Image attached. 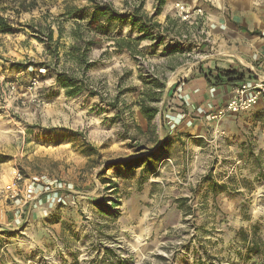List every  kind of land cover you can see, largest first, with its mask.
<instances>
[{"label":"rangeland","instance_id":"rangeland-1","mask_svg":"<svg viewBox=\"0 0 264 264\" xmlns=\"http://www.w3.org/2000/svg\"><path fill=\"white\" fill-rule=\"evenodd\" d=\"M160 1L0 0V17L16 31L0 34V191L19 177L28 197L21 208L1 199L0 264H264V94L249 111L217 123L210 116L220 108L206 105L209 128L199 151L206 169L191 180L171 154L176 123L169 117L175 109L187 112L180 88L217 56L218 43L206 28V1ZM177 4L202 15L183 21ZM95 5L127 18L87 46ZM140 6L142 20L132 26L129 17ZM118 41L132 50L121 51ZM83 49L94 65L86 72L76 60ZM232 61L227 70L244 77L235 89L264 88L259 58L251 67ZM59 74L74 78L81 93L69 96ZM151 81L165 89L161 115L150 126L137 102ZM164 141L162 161L174 166L160 161L146 183L139 181L142 168L101 174L108 163L140 157ZM88 147L95 149L90 157L83 153ZM202 190L206 241L199 235ZM161 191L181 198L170 195L162 210ZM255 227L262 250L247 257L240 231L252 236Z\"/></svg>","mask_w":264,"mask_h":264},{"label":"crops","instance_id":"crops-1","mask_svg":"<svg viewBox=\"0 0 264 264\" xmlns=\"http://www.w3.org/2000/svg\"><path fill=\"white\" fill-rule=\"evenodd\" d=\"M204 1L206 4L202 1L201 4L206 11V28L211 30L214 42L218 43V53L215 58L206 60V63L202 65V72L194 73L182 89L180 88V98L186 104L187 112L181 116L175 109V112L171 113L172 118L169 117L176 123L175 129L173 128L170 133L172 135L170 136L171 154L177 158L178 168L188 171L191 180L199 177L201 170L206 166L205 154L199 152H204L205 137L209 128L206 105L211 104L216 109L224 107L237 85H212L219 71L229 69L228 62L232 60L251 67L253 64L259 65L254 62L257 57L264 65V0ZM197 153L200 155L193 161ZM155 182L160 184L162 181L158 178ZM158 186L156 187L159 188ZM170 195L168 193L165 195L164 191H161L158 196L165 199L161 205L162 210L168 206L165 202ZM177 195L179 192L172 191L171 196H174V199L180 197ZM197 198L203 203L199 217V235L201 240L206 241V191H200ZM172 207L179 212L175 204ZM4 225L0 223V227Z\"/></svg>","mask_w":264,"mask_h":264},{"label":"trees","instance_id":"trees-1","mask_svg":"<svg viewBox=\"0 0 264 264\" xmlns=\"http://www.w3.org/2000/svg\"><path fill=\"white\" fill-rule=\"evenodd\" d=\"M160 4L161 7H163L165 5V0H161ZM141 10L142 6L135 10L132 15H130L129 19L132 26L141 22L142 17H138ZM126 18V16H122L114 12L109 5H95L92 8V11L89 13L88 22L86 25V30L94 35L91 41L87 43V46H92L98 43V41H96L95 39L96 37L107 36L110 33L112 24L123 23ZM15 33L16 31L11 28L8 21L0 17V34L13 35ZM51 38L52 37H50V39ZM142 40H144V38L140 37L134 40L133 43L137 46ZM116 44L121 51H123L124 49H127L128 51L132 50V45L130 42L126 43L125 41H118L116 42ZM75 50V48H72V53ZM86 52L87 49H83V54L76 57V60L78 61L80 66H83V72L90 70L94 66L93 63H87ZM72 57L75 58V55L72 54ZM56 81L62 89L66 90L69 96H76L81 93V88L77 86V81L74 78L65 77V75L59 74L56 77ZM242 82H244L243 75H240L237 72L231 70H222L219 71L218 76L214 79V83H212V85L221 86L225 84H239ZM149 84L150 85L147 84V86H151L148 87L150 89L140 95L137 105L140 109V113L145 118L148 125L151 126L160 113L157 104L162 102L160 94H162L165 86L158 81H151ZM167 146V141H164L159 146H157L154 151L147 152L145 155H142L140 157L126 158L110 162L104 167L101 174H104L105 171L114 168H121L129 172H133L137 169L142 168V174L139 181L141 182V184H144L146 183L148 177L152 173L157 171L156 165L164 159V153ZM83 153L86 154V156L90 157L95 153V149L92 147H88L85 151H83ZM2 162L3 159H0V163ZM182 202L186 203L187 199H183V201L179 202L180 209L183 208ZM240 234L242 235V242L246 246V256L252 257L259 255L262 250L263 240L258 237V229L256 227L254 228L252 236H249L243 231H240Z\"/></svg>","mask_w":264,"mask_h":264},{"label":"built area","instance_id":"built-area-1","mask_svg":"<svg viewBox=\"0 0 264 264\" xmlns=\"http://www.w3.org/2000/svg\"><path fill=\"white\" fill-rule=\"evenodd\" d=\"M176 8L183 21H190L194 14H196L195 16L202 15L200 10L193 13L183 5L177 4ZM262 94H264L263 85H256L252 87L248 84H242L234 90L233 94L228 100V103L224 107L211 113L210 120L217 123L226 118L228 115H237L247 112L257 104ZM215 133H218V130H215ZM162 164L171 167L174 166V162L169 158L162 161ZM20 181L21 178L18 177L9 185H7L2 191H0V202L1 199H5L6 201L13 203L20 208L28 203L27 195H24V192L19 187ZM20 204L23 205L19 206ZM20 222L21 215H18L14 221L15 226H19L21 224Z\"/></svg>","mask_w":264,"mask_h":264},{"label":"water","instance_id":"water-1","mask_svg":"<svg viewBox=\"0 0 264 264\" xmlns=\"http://www.w3.org/2000/svg\"><path fill=\"white\" fill-rule=\"evenodd\" d=\"M161 113H159L158 117H160Z\"/></svg>","mask_w":264,"mask_h":264}]
</instances>
